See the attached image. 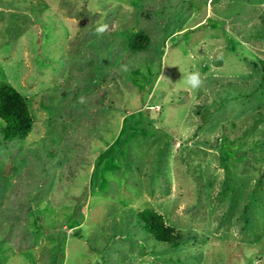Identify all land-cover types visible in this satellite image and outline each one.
<instances>
[{
    "label": "rangeland",
    "instance_id": "374dc122",
    "mask_svg": "<svg viewBox=\"0 0 264 264\" xmlns=\"http://www.w3.org/2000/svg\"><path fill=\"white\" fill-rule=\"evenodd\" d=\"M263 61L264 0H0V79L36 121L0 125V264H264Z\"/></svg>",
    "mask_w": 264,
    "mask_h": 264
},
{
    "label": "trees",
    "instance_id": "16d2710c",
    "mask_svg": "<svg viewBox=\"0 0 264 264\" xmlns=\"http://www.w3.org/2000/svg\"><path fill=\"white\" fill-rule=\"evenodd\" d=\"M87 5L86 3H84ZM88 6V5H87ZM218 25V21L211 20ZM131 48L134 51L148 49L150 37L143 31L136 34ZM264 67V61L262 62ZM35 118L30 107L29 97L19 91L12 83L0 79V125L2 139L5 141L25 140L35 127ZM138 221L149 235L159 241L176 246L182 239V232L167 222L164 214L153 207H146L136 213Z\"/></svg>",
    "mask_w": 264,
    "mask_h": 264
},
{
    "label": "clouds",
    "instance_id": "9594fccd",
    "mask_svg": "<svg viewBox=\"0 0 264 264\" xmlns=\"http://www.w3.org/2000/svg\"><path fill=\"white\" fill-rule=\"evenodd\" d=\"M107 29H108V25L102 24L96 29V31L100 34H103L105 31H107ZM123 67L125 71L128 70L127 66H123ZM183 74L184 75L182 81L185 85H187L188 88L192 90H198L205 85L206 77L202 75L199 71H192L187 74L183 72ZM78 102L84 104L86 103V98L84 96H81L78 98Z\"/></svg>",
    "mask_w": 264,
    "mask_h": 264
}]
</instances>
